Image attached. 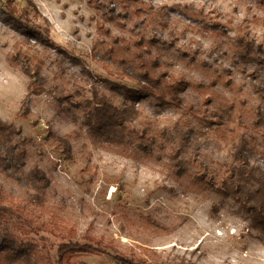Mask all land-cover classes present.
<instances>
[{
	"label": "rangeland",
	"instance_id": "1",
	"mask_svg": "<svg viewBox=\"0 0 264 264\" xmlns=\"http://www.w3.org/2000/svg\"><path fill=\"white\" fill-rule=\"evenodd\" d=\"M141 1L13 0V13L0 0V121L17 163L0 151V185L66 228L21 237L0 224V246L38 244L59 264L62 244L91 235L107 253L78 264H264L252 212L219 193L236 179L242 133L264 173V127L252 124L264 110V0ZM143 87L151 94L126 92ZM101 100L125 111L123 126L100 124ZM36 169L49 180L43 206ZM203 169L216 187L193 178Z\"/></svg>",
	"mask_w": 264,
	"mask_h": 264
},
{
	"label": "trees",
	"instance_id": "2",
	"mask_svg": "<svg viewBox=\"0 0 264 264\" xmlns=\"http://www.w3.org/2000/svg\"><path fill=\"white\" fill-rule=\"evenodd\" d=\"M7 5L13 13L18 12L14 6L13 0H5ZM134 3H139L141 0H131ZM144 10V9H143ZM27 73V71L25 72ZM28 74V73H27ZM31 75V74H30ZM28 90L36 95L42 94V82L35 80L29 84ZM254 90L264 97V86L254 84ZM126 92L133 97L138 95H150V90L143 87L139 90L127 88ZM97 120L102 125H118L123 126L126 120V113L124 110L115 106L108 105L105 100L98 102L94 112ZM253 128L259 131L264 127V110L256 108L252 120ZM12 133V125H7L0 121V151L5 152L6 163L10 162L8 168L17 166L14 155H12L10 148ZM264 136V131L262 132ZM186 142L190 137H186ZM63 146L68 148V144L64 143ZM253 156V145L249 137L242 133L239 137V142L236 144L235 160L239 162L240 167L235 171L236 179L230 183L224 182L219 193L226 197L232 198L237 203L241 204L243 208H248L254 216L253 223L256 228L264 232V173H257L263 171L258 167L251 165V158ZM22 157V156H21ZM181 153L179 150L173 152L171 158L173 160V168L178 174L186 173L187 169L180 159ZM22 159V158H21ZM21 159H19L21 161ZM206 170H200L192 174L196 181H200L209 187H216L212 179L206 177ZM34 175L38 182L35 181L34 187L37 188L38 194L37 204L43 206L44 194L49 186V180L46 178L45 173L39 169L34 171ZM255 182L254 189L248 188V184ZM37 214L27 210V206L17 198L8 193L0 185V224H11L21 237H29L38 232H46L58 236L64 234L66 228L61 220L55 217L48 218L45 222H40ZM69 236H76L73 228L67 230ZM85 243L70 242L62 244L59 247V264H78L75 259L83 255L90 254H105L109 246L103 239H97L91 235L84 237ZM26 260L32 264H54L53 259L46 249L38 244L23 243L15 241L14 239H6L0 246V261H7L9 263H16ZM85 264V263H81Z\"/></svg>",
	"mask_w": 264,
	"mask_h": 264
},
{
	"label": "bare ground",
	"instance_id": "3",
	"mask_svg": "<svg viewBox=\"0 0 264 264\" xmlns=\"http://www.w3.org/2000/svg\"><path fill=\"white\" fill-rule=\"evenodd\" d=\"M251 223V220H247L245 223H244V226L245 228L247 229L248 226H250ZM239 257H241L242 259H246V256L242 255L241 253H239Z\"/></svg>",
	"mask_w": 264,
	"mask_h": 264
}]
</instances>
